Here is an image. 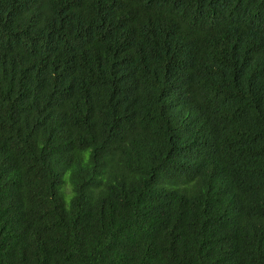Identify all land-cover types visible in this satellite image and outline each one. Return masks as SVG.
<instances>
[{
  "label": "trees",
  "instance_id": "16d2710c",
  "mask_svg": "<svg viewBox=\"0 0 264 264\" xmlns=\"http://www.w3.org/2000/svg\"><path fill=\"white\" fill-rule=\"evenodd\" d=\"M0 264H264V0H0Z\"/></svg>",
  "mask_w": 264,
  "mask_h": 264
},
{
  "label": "rangeland",
  "instance_id": "374dc122",
  "mask_svg": "<svg viewBox=\"0 0 264 264\" xmlns=\"http://www.w3.org/2000/svg\"><path fill=\"white\" fill-rule=\"evenodd\" d=\"M65 191L68 192V187L65 185Z\"/></svg>",
  "mask_w": 264,
  "mask_h": 264
}]
</instances>
